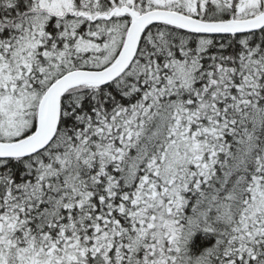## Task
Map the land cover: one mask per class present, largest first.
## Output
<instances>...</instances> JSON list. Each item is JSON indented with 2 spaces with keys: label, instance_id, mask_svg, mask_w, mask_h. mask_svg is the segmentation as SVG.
I'll list each match as a JSON object with an SVG mask.
<instances>
[{
  "label": "snow or ice",
  "instance_id": "snow-or-ice-1",
  "mask_svg": "<svg viewBox=\"0 0 264 264\" xmlns=\"http://www.w3.org/2000/svg\"><path fill=\"white\" fill-rule=\"evenodd\" d=\"M0 264H264V0H0Z\"/></svg>",
  "mask_w": 264,
  "mask_h": 264
}]
</instances>
